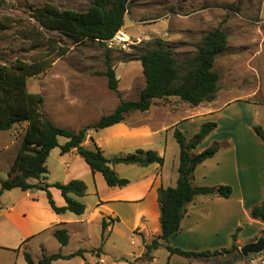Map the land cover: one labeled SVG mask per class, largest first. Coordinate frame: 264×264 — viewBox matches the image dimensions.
<instances>
[{
    "label": "crops",
    "instance_id": "crops-1",
    "mask_svg": "<svg viewBox=\"0 0 264 264\" xmlns=\"http://www.w3.org/2000/svg\"><path fill=\"white\" fill-rule=\"evenodd\" d=\"M116 75L118 78L117 71ZM119 92L123 93L120 86ZM254 94V92L251 93V96ZM249 96L250 94L248 97H239L222 105H219L220 100L216 99L197 107L185 103L176 105L155 100L147 112H133L121 123L100 131L91 130L84 146L94 149L97 145L107 158L125 156L139 149L153 150L164 157L163 166L158 164L149 167L113 165L119 175L121 172L125 174L120 175L121 177L130 180V184L126 187L108 186L104 176L99 172L93 173L76 150L63 154L60 148L53 149L47 162L53 179H47L45 182L55 184L58 183L57 180L61 183H69L76 179L84 181L87 185V196L75 198L85 204L86 211L83 215L71 212L57 214L49 203L47 193L37 188L28 191L13 189L3 192L0 197V264H17L22 254L24 257L26 253L32 256L33 253L29 252H33V241H39L38 260L44 254L52 255L61 252L63 255H70L64 250L74 239L86 246L85 249H80L84 251V256L81 257L86 264H140L138 261L149 264L142 259L145 244L161 233L158 191L161 187H175L179 177L180 151L176 152L175 156L177 171L170 172L166 169L171 148L174 149L172 136L175 139V129H180L188 139H191L204 123L216 119L219 122L217 129L197 147L195 153H201L216 141L224 143L225 147L215 157L206 160L196 169L194 183L197 186L228 185L232 187L233 194L230 198L200 196L188 204L182 229L172 236L171 245L194 252L227 249L232 244V235L239 227L242 228L237 240L240 248L257 241L264 236V223L253 219L251 211L255 206L264 203V141L254 130V126L258 124V110L257 106L248 103ZM118 104L119 102L107 114L113 112ZM231 105H239L244 109L243 111L245 107H248L252 110L253 117L252 119L227 118L229 130L219 135L220 122L225 118V116L222 118V115H225L227 111H237V109L233 110ZM97 106L96 103L87 105L84 110L94 111ZM220 113L223 114L217 117ZM102 116L98 115L97 120L84 119L81 126L75 130L78 131L88 124L97 122ZM67 141L66 138L59 139L60 145ZM9 148L7 134L2 131L0 132V158L8 154ZM16 157L17 154L11 167ZM51 158L64 166V177L53 174L54 169L50 167ZM0 179L3 178L0 177ZM34 180L36 179L30 182L34 185L41 184L39 180ZM50 191L58 207L66 206V200L59 189L53 187ZM90 197L94 199V202L87 201ZM67 214L71 216H66ZM104 221L109 223L106 232L113 231L121 222L133 223L131 231L138 233L129 234L128 239L139 248L137 254L132 253L135 263L110 262L106 258L107 252L104 249L99 250L102 247H94L99 246V242L102 241L99 239V228L101 225L103 228ZM61 228H66L70 234V242L64 247L53 235L56 229ZM134 235L138 243L133 239ZM47 236L48 241L52 242V239L57 241V246L52 244L56 252L52 253L47 249L45 240ZM158 250L154 252L153 264L158 263L156 257ZM86 254H89V258ZM166 264L217 263L187 259L179 255H170L168 252ZM234 264L249 263L245 258L237 260Z\"/></svg>",
    "mask_w": 264,
    "mask_h": 264
},
{
    "label": "trees",
    "instance_id": "trees-1",
    "mask_svg": "<svg viewBox=\"0 0 264 264\" xmlns=\"http://www.w3.org/2000/svg\"><path fill=\"white\" fill-rule=\"evenodd\" d=\"M135 0H94L86 11L61 10L53 4L44 6H30L32 18L40 27L58 32L73 44L85 42L97 43L107 47L111 40L125 26V19L130 12V5ZM7 0H0V7ZM7 27L0 23V29ZM228 34L221 28L210 32L199 46L196 54L186 55L179 59L172 48L160 44L153 47H143L136 54L124 53L123 61H140L143 68L146 85L138 99H121L115 110L103 115L95 122L76 131L55 124L43 113L45 98L40 93L29 90V80L45 74L53 67L54 61L36 59L32 62L17 58L14 62H5L0 57V132L10 131L15 126L25 124L23 140L17 157L8 172L7 179H0V197L5 191L21 189L28 191L40 189L47 193L52 209L57 214L71 212L83 215L86 211L84 203L75 197L87 195V185L82 180H72L69 183L49 184V170L47 162L51 151L60 148L63 154L76 150L77 153L90 166L93 173H101L108 186L126 187L130 180L121 177L113 168L115 164L138 165L149 167L154 164L163 166L165 159L156 151L139 149L125 156L107 158L101 148L95 145L94 149L84 146L91 130L100 131L107 127L123 122L133 112H147L155 100H166L178 97L187 104L197 107L203 103H210L217 99L220 91V73L214 70L217 55L226 47ZM33 47H39L41 41L30 37ZM67 53L63 48L60 55ZM107 61V70L99 75L108 78L109 89L119 93V79L112 64ZM218 127L216 121L204 123L199 132L191 139L176 128L174 137L180 147L179 177L175 187H161L159 193L161 233L145 244L142 259L149 264L154 262V252L165 247L170 255H179L187 259L199 261H212L217 264H234L237 260L245 259L240 253L237 244L241 227L232 235L230 248L214 251H185L171 245V238L182 229V222L187 212V205L198 197H223L230 198L233 189L228 185L197 186L194 183L195 171L206 160L215 157L221 152L225 144L214 142L201 153H195L197 147L204 142ZM254 130L264 141V128L256 124ZM68 141L60 145L59 139ZM94 141V140H92ZM36 179L41 184L34 185L30 180ZM57 188L66 200V206L58 207L53 199L50 189ZM251 217L264 223V203L255 206ZM109 223L103 222V239ZM54 237L61 246L70 242V234L66 228L56 229ZM76 256H84L80 250L74 254L63 255L61 252L46 255L38 264H53L55 261L69 260ZM29 264H35L32 256L25 254ZM247 259V257H246Z\"/></svg>",
    "mask_w": 264,
    "mask_h": 264
},
{
    "label": "rangeland",
    "instance_id": "rangeland-1",
    "mask_svg": "<svg viewBox=\"0 0 264 264\" xmlns=\"http://www.w3.org/2000/svg\"><path fill=\"white\" fill-rule=\"evenodd\" d=\"M93 3L94 0H7L0 7V23L7 27L5 30L0 29V57L5 62H14L17 58L28 62L36 59L54 61L47 73L29 80V90L44 96L43 113L55 124L75 130L84 119L97 120L98 115L112 111L121 99L139 98L146 85L142 64L139 61H123L124 53L136 54L143 47L160 44L172 48L176 57L183 59L186 55L196 54L206 35L221 28L228 34V46L217 55L214 63V70L221 76L220 91L217 94L219 105L250 94V100L247 101L257 106L258 124L264 128V0H135L130 5L125 26L121 30L126 34V45L124 49L119 46L110 50L92 42L75 45L60 33L40 27L32 18L30 10L31 5L53 4L61 10L86 11ZM30 37L38 38L41 45L33 47ZM63 48L67 53L60 55ZM109 56V62L118 72L119 86L123 93L110 90L108 78L99 75L107 70ZM253 92L255 94L251 96ZM157 102L187 104L178 97ZM95 103L98 105L96 110H84L85 106ZM231 106L237 111H227L225 115L220 113L217 116H225L220 122L219 135L229 130L227 118L253 117L248 107L243 111L239 105ZM213 121L217 122V119ZM25 129L26 125L21 124L10 131H3L10 143L8 154L0 158V177L3 179L8 178V170L20 148ZM172 144L174 149L171 148L166 169L176 172L175 156L180 147L173 136ZM50 167L57 177L65 176L64 166L53 158L50 159ZM120 175L125 174L121 172ZM48 179H53L50 173ZM87 201L94 202V199L90 197ZM132 225L121 222L113 231L106 232L105 239H102L101 225L99 239L102 241L94 247H102L99 250L107 252L106 258L110 262L133 263L135 259L132 253L137 254L139 248L128 239L129 234L138 233L131 231ZM133 239L138 243L135 235ZM45 240L49 252H56L52 244L57 246V241H48V236ZM38 245L39 241H33V252H29L33 253L36 264L40 254ZM85 248V245L74 239L64 251L72 254ZM86 257L89 258V254ZM156 257L157 264H166L167 250L161 247ZM17 264L29 263L22 254ZM56 264L86 262L81 256H76L67 261H57Z\"/></svg>",
    "mask_w": 264,
    "mask_h": 264
},
{
    "label": "built area",
    "instance_id": "built-area-1",
    "mask_svg": "<svg viewBox=\"0 0 264 264\" xmlns=\"http://www.w3.org/2000/svg\"><path fill=\"white\" fill-rule=\"evenodd\" d=\"M126 34L123 32H118L115 37H113L111 40L107 41V45L109 48H116V47H122L124 49L126 45ZM264 252V251H263ZM258 253V254H252L247 257L249 264H264V253Z\"/></svg>",
    "mask_w": 264,
    "mask_h": 264
},
{
    "label": "water",
    "instance_id": "water-1",
    "mask_svg": "<svg viewBox=\"0 0 264 264\" xmlns=\"http://www.w3.org/2000/svg\"><path fill=\"white\" fill-rule=\"evenodd\" d=\"M264 251V236L258 238L257 241L248 243L241 247L240 253L243 257H248L252 254L262 253Z\"/></svg>",
    "mask_w": 264,
    "mask_h": 264
}]
</instances>
